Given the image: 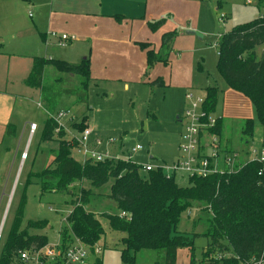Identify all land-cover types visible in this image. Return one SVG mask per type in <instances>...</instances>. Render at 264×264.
I'll return each instance as SVG.
<instances>
[{"label":"trees","instance_id":"trees-1","mask_svg":"<svg viewBox=\"0 0 264 264\" xmlns=\"http://www.w3.org/2000/svg\"><path fill=\"white\" fill-rule=\"evenodd\" d=\"M258 7L261 15L225 33L218 47L219 74L230 88L244 94L256 107L257 122L253 118L245 120L243 134L246 142L254 136L257 126L264 127V0H259ZM114 17L119 22L125 18L122 14ZM166 20V17L150 20L148 26L155 32ZM178 34L177 29L165 32L159 51H155L150 42H138L147 53L148 71L158 63L169 64L172 45ZM259 46H263L261 55L256 51ZM47 66L71 78L78 77L80 81L66 86L60 78L47 84ZM91 79L90 56L78 63L59 58H34L25 82L41 91V104L47 112L42 140L59 141L58 147L50 150L53 162L35 174L42 191H67L71 184L85 180L99 188L113 180L106 196L115 201L118 211L103 215L113 230L126 234L121 248L125 263H134L138 253L149 249L158 253L156 264H177L178 251L189 248L190 264H195V239L200 236L208 238L202 254L203 264H253L255 260L264 259V161H247L233 173L191 177L186 187L180 186L176 177L168 176L162 168L145 170L142 164L130 158L120 159L117 163L113 160L80 162L72 156V142L66 140L57 114L60 100L65 95L74 97L77 103L89 102ZM151 84L166 87L161 77ZM221 92L216 86L206 89L205 107L208 111L216 113ZM85 120L76 124L80 131L86 127ZM223 125V119L219 118L216 127L219 134H222ZM6 135H16L14 124H8ZM228 142L225 151L230 154L232 141ZM53 163L56 164L54 168ZM93 195L91 190L83 188L80 196L72 200L74 208L59 231L64 247L75 235L94 251L105 236L100 218L86 208ZM25 204L24 197L2 249L0 264H14L20 250L43 247L50 242L47 235L30 232L31 229L46 228L49 225L47 220H29L22 227ZM194 204L209 212L207 228L203 232L180 230L183 215ZM123 211L127 213L126 217L120 216ZM217 252H225L227 256H218ZM94 264H103L102 256L98 255Z\"/></svg>","mask_w":264,"mask_h":264},{"label":"rangeland","instance_id":"rangeland-1","mask_svg":"<svg viewBox=\"0 0 264 264\" xmlns=\"http://www.w3.org/2000/svg\"><path fill=\"white\" fill-rule=\"evenodd\" d=\"M192 1L194 0L163 1L170 11L163 17L169 19L174 13L172 18H176L177 23L181 25L177 29L179 33L185 35L184 31L195 30L203 35L202 38L194 35L197 40L194 69L191 71V68L187 66L182 72L184 80L193 77L192 87L181 92L173 84L158 87L152 85L151 81L147 86L141 85L132 90H123L119 93L116 92L113 96H107L91 85L89 102L86 104L77 103L74 97L65 95L59 106L60 108H70L72 111L70 118L63 119L66 140H71L78 134L80 130L76 124L82 121L83 117L88 116L91 128H96L97 135H100L105 143L104 146L107 141L114 140L108 147L115 154L113 159L115 163L120 159L130 158L133 162L142 165L148 163L162 165L163 162L171 165L177 157L181 156L177 146H179V134H181L183 126L178 120V115L184 114L185 110L181 111V109L185 105L186 91L204 97L209 86H216L220 90L230 88L217 69L219 43L222 36L232 31L235 26L249 22L261 15V10L258 7L259 0H251V3L248 0H199L202 3L200 10H198V5ZM25 3L24 0L14 1V15L17 16L16 22L30 26L35 22L36 11L33 8H26ZM30 13H34V17L30 16ZM221 13L226 14L225 19H221ZM9 49H11L10 45ZM184 51L185 48H181L176 53ZM162 67H168L169 70L170 65L162 63ZM163 70L167 71V69ZM174 73L180 74L178 65H175ZM60 78L63 79L66 86L76 85L80 81L78 77L71 78L54 67L47 66V84ZM35 99V102H30L27 106L30 110L29 117L38 124V129L35 134L31 135V123L30 126L29 124L20 125L17 136H14L16 138L12 146L13 152H10L9 155L10 160L13 153L6 173V180L3 183L5 179L3 176L0 181V226L3 227L0 256L18 207L24 197L26 204L22 227H25L29 220H47L50 227L48 225L44 229H31L30 232L47 235L50 243H55L60 236V226L65 223L74 208L72 200L77 199L81 194V189L84 188L91 190L94 194L86 208L100 218L105 229V236L96 244V248H99L100 252L94 255V259L96 260L99 255L102 256L103 264H156L158 253L149 249L138 253L134 263H125L122 260V239L126 234L113 230L108 218L103 215L105 212L116 213L118 211L115 201L106 196L110 193L113 180L99 188L85 180L82 183L71 184L67 191H42L40 181L35 174L42 172L47 165L53 162L50 150L56 149L59 141L58 139L55 141L42 140L47 112L41 104V98ZM24 119L17 118L18 122ZM227 119V121L225 120V123L227 122L226 130L233 138L234 149L237 147L235 150L242 158V163L255 155H261V151L264 150L262 145L264 144V127L257 126L254 136L249 142H246L243 129L247 118L233 116ZM137 144L143 145L144 149L133 152V148ZM255 148L257 152H254ZM24 153L25 156H23ZM73 157L82 162L80 156ZM52 166L54 168L56 164L53 163ZM175 177L180 186L189 185V179L183 172L176 173ZM9 203L10 205H8ZM202 208L200 205L194 204L187 210L183 215L179 229L188 232H203L208 226L206 219L210 215ZM4 218L5 221L2 224ZM207 244L208 238L205 236L195 239V264H203L202 254ZM217 254L218 256H227L225 252H217ZM190 261V249H180L177 264H190Z\"/></svg>","mask_w":264,"mask_h":264},{"label":"crops","instance_id":"crops-1","mask_svg":"<svg viewBox=\"0 0 264 264\" xmlns=\"http://www.w3.org/2000/svg\"><path fill=\"white\" fill-rule=\"evenodd\" d=\"M14 1L0 0V181L5 176L3 183L13 156L12 153L9 160L16 138L5 137L8 124L12 123L16 126L15 136H17L20 125L30 126V123H36L30 119L27 105L35 102V98L40 97L41 91L28 86L25 82L33 68L35 57L59 58L78 63L90 56L92 79L89 83V91L92 85L107 96H113L123 90H132L141 85L147 86L149 82L159 77L163 78L166 86L173 84L181 92L192 87L193 77L184 80L182 72L187 66L191 71L194 69L193 62L197 54L195 48L197 40L194 36L196 34L184 31L185 36L179 33L170 52L169 70L168 67L163 68L162 63H158L148 71L147 53L138 45V42H150L152 48L159 51L162 35L181 26L176 18H172L174 17L172 12V17L167 19L157 31L154 32L149 28V20L162 18L165 13L170 12L163 3L165 0H24L26 8H33L36 11L35 22L30 26L16 22ZM192 3L198 5V10L201 9L202 3L199 0H194ZM116 14H122L125 18L119 22L114 17ZM63 34L75 36V39L61 42L60 36ZM259 47L256 51L261 55L263 46L260 47V51ZM181 48H185L186 53L185 51L176 53ZM175 65H178L180 74L174 73ZM186 107L185 100L181 111ZM59 109L70 108L59 106ZM216 114L224 122L221 134L223 143H229L228 141L231 140L232 149L236 151L233 138L226 130L225 120L237 116L253 118L257 122L255 105L244 94L226 88L220 94ZM182 115H178V120ZM17 118L26 119L18 122ZM84 118H86L85 126L91 128L89 117ZM91 129L93 139L101 138L97 135L96 128ZM180 136L181 134L179 140ZM255 152H257L256 148ZM261 155H255V159Z\"/></svg>","mask_w":264,"mask_h":264},{"label":"built area","instance_id":"built-area-1","mask_svg":"<svg viewBox=\"0 0 264 264\" xmlns=\"http://www.w3.org/2000/svg\"><path fill=\"white\" fill-rule=\"evenodd\" d=\"M251 3V0H248ZM32 14L30 13V16ZM221 19H225L226 14L221 13ZM75 36L63 34L60 36L61 42L74 40ZM187 107L184 114L180 116L179 121L182 124L181 138L178 146L181 156L171 165L163 164L160 166L147 164L143 166L145 170L162 168L168 176H176V173L183 172L188 179L191 177H208L214 174H223L225 172L233 173L243 165L242 158L236 151L228 154L225 151L221 134L216 131L219 117L215 112L208 111L205 107L206 96L201 97L191 92L186 95ZM72 116L71 109L60 110L57 114V121L63 129L64 118ZM38 129L37 123H31V135ZM59 130V129H58ZM58 130L56 132H58ZM93 130L86 126L78 131L71 140L72 155L80 156L82 162H104L113 160L114 154L110 151L109 145L114 142L113 139L106 142L96 137L92 138ZM141 144L133 148V152L143 150ZM255 152V150H254ZM26 154L24 153L23 156ZM255 159V156L250 160ZM79 160V159H78ZM258 160L264 161V151ZM10 205V203L8 204ZM6 216V215H5ZM121 217H126V212L120 213ZM5 218L2 222L4 223ZM3 227L0 226V243L2 241ZM100 249L84 243L81 239L72 235L71 243L64 247L60 236L55 243H48L43 247L32 246L20 250L14 264H94V255L99 253ZM264 259L255 260L253 264H263Z\"/></svg>","mask_w":264,"mask_h":264},{"label":"water","instance_id":"water-1","mask_svg":"<svg viewBox=\"0 0 264 264\" xmlns=\"http://www.w3.org/2000/svg\"><path fill=\"white\" fill-rule=\"evenodd\" d=\"M187 33L189 34H196L198 35L200 38L203 37V35L201 33H199L198 31H195V30H187Z\"/></svg>","mask_w":264,"mask_h":264}]
</instances>
